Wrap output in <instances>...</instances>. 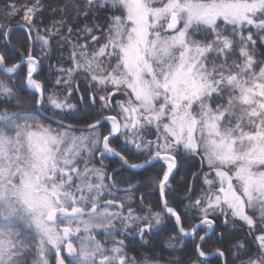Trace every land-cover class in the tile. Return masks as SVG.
Segmentation results:
<instances>
[{
    "label": "snow or ice",
    "instance_id": "1",
    "mask_svg": "<svg viewBox=\"0 0 264 264\" xmlns=\"http://www.w3.org/2000/svg\"><path fill=\"white\" fill-rule=\"evenodd\" d=\"M5 8L4 20L23 12L25 32L13 43L15 25L0 23V264H158L137 260L127 238L170 230L195 241L202 228L189 264H264V0ZM46 10L58 18L45 24ZM64 48L69 66L48 63L42 77ZM185 156L199 167L177 181L189 200L178 211L168 197ZM141 173L159 211L148 188L134 195ZM189 208L199 222L186 228ZM221 226L243 232L227 256L203 247L209 235L224 241Z\"/></svg>",
    "mask_w": 264,
    "mask_h": 264
},
{
    "label": "trees",
    "instance_id": "2",
    "mask_svg": "<svg viewBox=\"0 0 264 264\" xmlns=\"http://www.w3.org/2000/svg\"><path fill=\"white\" fill-rule=\"evenodd\" d=\"M49 2H51V0H45V3H49ZM11 3H17V4L31 3V0H0V23H9L10 25H15V27L13 29V34L10 36V38L13 40V43H17V40L22 38L24 36V32H25V28L23 27L24 25H23V21H22L23 12H21L19 15L15 16L14 18H11L9 20H4L3 14L7 10L5 8V5L11 4ZM55 18H58V17H52L48 10H46L43 13V19L45 21V24L50 23V21L52 19H55ZM3 50H4V44H3V41H0V51H3ZM61 51H62V54H63V58H61ZM38 52H39V45L36 46V53L38 54ZM67 56H68L67 48H64L63 50L55 49L53 51V53L51 54V60L50 61L46 60L44 62V68H43V71H42V74H41L42 77L43 76H47L49 74L48 63L54 64V65L55 64H62L65 67L69 66L68 61H67ZM10 62H13V61L10 60ZM77 78H79V77H77ZM49 87H51V84H49ZM61 94L63 95V91L62 90H61ZM70 102L71 103H78V101L75 98V96L70 98ZM66 122L73 123V124H83L86 121L85 120L70 119V120H67ZM106 127H107V125H105V128ZM149 138L151 139L152 137H149ZM113 146L117 147L118 150H121L120 147H119V142L114 143ZM125 155H129V154L125 153ZM141 158H144V157H140V159ZM130 159H131V157H130ZM177 159H178V163H180V165H181L180 174H179L181 176L184 175L186 172H189V171L194 172L199 167L198 158L185 156L183 158L178 157ZM179 175L177 176L176 180H173V182H172V188L174 190H176L177 196L176 197L169 196V200L171 202V205L173 207H177L178 210H179V207L180 206H184V203L187 201V200L179 199V197L183 195V193H184V191L186 190V187H187V184L182 186L181 184L177 183V181L180 179ZM198 192H199V187H197V191H196V193H193V196L198 194ZM182 215L184 216V214H182ZM191 215L194 216V219L189 222V226H191L192 224H194L195 222L198 221L196 219V216L198 215L196 209L189 208V210H186L185 217H188V216H191ZM211 219H214L216 221L217 225H220L223 218L222 217L213 216V217H211ZM218 231L226 233L224 241L221 242L220 240H218L217 239V235H209L206 238V244L203 245L204 250L205 251H210V250H214V249L220 248V249L224 250V252H225V254L227 256L228 249H229V247L231 246V244L233 242L232 241V236L233 235H239L240 237H243V232H236L235 229H231V228L226 229L223 226L217 227L216 228V233ZM201 235H202V230H200V233H198V235L196 237L197 241H198L199 236H201ZM249 240H251L250 237H249ZM253 252H254V250H253ZM244 258H246V257L241 256V259H244ZM229 259L231 260V258H229ZM239 262L240 261L237 260L236 264H238ZM209 264H222V261L218 262L216 259H211L209 261Z\"/></svg>",
    "mask_w": 264,
    "mask_h": 264
},
{
    "label": "flooded vegetation",
    "instance_id": "3",
    "mask_svg": "<svg viewBox=\"0 0 264 264\" xmlns=\"http://www.w3.org/2000/svg\"><path fill=\"white\" fill-rule=\"evenodd\" d=\"M133 162H138V161L133 160ZM105 163L110 165L109 171H111V168L119 167L118 164H116L111 160H106ZM97 166L99 165L97 164ZM155 167L159 169L161 168V165L157 164ZM148 171L151 172L152 170L149 169ZM122 175H128V173L125 172ZM145 175H146L145 173H141L137 177V180L142 181V183L140 188L134 193V195L138 196L140 193L144 192L145 188H148L153 194L150 196H145L144 202L153 204L156 207V210L159 211L160 210L159 205L156 204V200H157L156 190L152 187V185L148 181L144 180ZM180 176L181 175H179V177ZM121 186L123 187L124 185ZM120 195H124V194L121 193ZM188 204H189V200H187L184 203V206H187ZM132 206L134 208H138V204H133ZM179 210H181V206L179 207ZM186 210L181 211V216H182V220L184 221V226L186 228H189L190 227L189 222L194 219L193 216L194 214L185 217ZM182 214H184V216ZM198 233H200V231ZM217 233L220 232L218 231ZM169 235H173L176 237V239L172 241V244L175 245L174 247L168 246ZM145 239L148 241L147 243L142 242L138 236H129L126 240V243L129 244V248H128L129 253L134 255L137 260H141L144 258V256H147L150 260L158 261V264H173V262L176 261L177 259L180 261V264H189V258L192 257L193 255L195 243L198 242L197 240L194 241L192 237H181V235L178 232H172L170 230H165L164 232L158 235L146 237ZM253 250L255 251V248H253Z\"/></svg>",
    "mask_w": 264,
    "mask_h": 264
},
{
    "label": "water",
    "instance_id": "4",
    "mask_svg": "<svg viewBox=\"0 0 264 264\" xmlns=\"http://www.w3.org/2000/svg\"><path fill=\"white\" fill-rule=\"evenodd\" d=\"M79 80H80V79L78 78V79H77V82H79ZM66 123H67V122H66ZM70 124H72V123H70Z\"/></svg>",
    "mask_w": 264,
    "mask_h": 264
},
{
    "label": "rangeland",
    "instance_id": "5",
    "mask_svg": "<svg viewBox=\"0 0 264 264\" xmlns=\"http://www.w3.org/2000/svg\"><path fill=\"white\" fill-rule=\"evenodd\" d=\"M150 139V138H149Z\"/></svg>",
    "mask_w": 264,
    "mask_h": 264
}]
</instances>
